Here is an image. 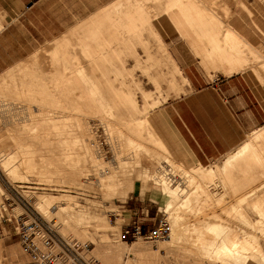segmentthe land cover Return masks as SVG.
<instances>
[{
  "label": "rangeland",
  "instance_id": "rangeland-1",
  "mask_svg": "<svg viewBox=\"0 0 264 264\" xmlns=\"http://www.w3.org/2000/svg\"><path fill=\"white\" fill-rule=\"evenodd\" d=\"M130 1L134 5L138 4L144 10L143 19L137 21L136 30L124 32L123 35L120 30L116 36L121 38H114V35L110 37V33H104L106 40L100 42L99 45L82 46L81 43L85 40L84 36L93 30L94 24L95 27L105 24L106 9L70 33L69 37H66L60 44L42 48L26 62L18 64L0 75V81L9 82V77L15 75L21 82L20 73L22 71L18 70L23 67L27 68L25 71L36 68L34 72L35 74L39 72L37 75L40 74L41 82L51 81L53 77L48 78L51 76V72L52 75L56 72L53 69L58 67L51 58L58 50L67 51L69 54L67 58L71 62L77 60L80 63L79 66L68 62L62 64L59 78L55 76L56 80L61 83L60 86L72 90L75 94H79L83 89H92L90 81L92 68L95 69L93 72L97 77L107 74L110 81L102 84L107 86L108 90L104 94H108L109 101L100 110L95 111L91 108L92 103L89 99L92 97L96 99L98 93H90L89 96L77 98V101L73 102L69 108L75 107L78 111H64V116L61 118L64 120L58 124L60 127L58 144L63 149H77V145L69 142L78 135L79 131L83 132L87 142L91 143V147L97 148L98 152L100 150L102 153L95 154L98 156V160L102 159L106 164L107 162L113 163L112 160L115 159L114 166L120 168L114 171L117 175L115 184H120L118 179L125 175L124 178L127 179L125 181H128V184L132 182L134 190L123 198L111 193L113 191L106 187L107 182L103 181L104 177L100 175L99 168L96 167V170L95 165L93 167L90 161L83 168L89 171L88 178L79 175L76 179L70 176L51 179L34 173H27L19 178L10 174L8 168L6 169L0 141V264H29L31 262L30 256L15 232V218L20 216L25 220L37 218L52 224L57 235L70 245H72V241L89 245L88 251L83 250L79 254L82 259L81 264H102L95 255V250H102L109 243L115 247L121 246L129 252L134 242L139 243L144 251L157 254L161 258L160 264H191L193 262V264H201V260L202 264H225L222 260L220 261V258L211 257L210 254L205 253L204 249L199 248L202 246L200 240L189 235L194 229L199 228L202 230L203 238L209 243L213 239L207 230V224L216 221L226 227L232 226L235 229V234L240 238L246 236L249 238L250 246L247 251L250 252L249 256L258 257V251L264 253V219H261L257 211L252 208V204L262 203L264 209V188L253 193L245 202H239L243 195L240 184L249 183L246 188H250L264 179L262 173L264 171V156L261 155V160L258 161L247 156L238 160V164L234 165L236 167L231 166L232 168L225 172L223 170L226 167V160L232 158L227 157L228 155L227 159L224 157L211 163L208 167L197 166L187 161L174 144L170 143L171 141L159 120V110L163 106L179 99L190 90L186 75L172 55L171 48L173 46L187 48L192 53V57L188 61L189 64H195L207 77L211 75L210 79H215L217 74L228 75L221 70H215V68H213L214 70L209 69L206 65L204 66L209 69L208 71H205L204 66V68L202 67V60L195 55L187 39L177 31L175 23L172 22L174 18L170 17L172 15L165 12L173 0ZM184 2L188 6L190 5L189 0H184ZM192 2L199 3L197 5L201 9L214 11L223 22L221 28L224 26L223 29H225L230 25L239 35L250 38L252 48L244 47V45L243 48L252 68L240 73L250 74L264 86V0H192ZM88 29L90 32L86 31ZM223 29L219 30L223 32ZM155 31L160 37L155 34ZM165 33L170 36L171 40L162 37ZM91 50L94 51V54L90 57ZM172 58L179 68L174 66ZM50 63H54L56 67L53 66V68ZM120 65L125 67L124 71L118 70ZM65 66L68 67L67 71H64ZM77 66H83L87 70L85 71L88 75L86 79H82L81 74L77 71ZM50 68L51 72L48 71ZM2 92L5 95L11 94L9 97L17 96L14 92H8L5 89ZM35 94L40 95L38 92ZM21 98L30 100L33 96L27 93ZM84 103L87 106H82ZM95 103L99 105L98 101ZM54 124L50 123L45 127L53 136L55 135ZM262 130L264 128L253 135L249 134L240 147L244 145L239 148L254 146L249 152L251 156L253 150L256 149L259 152L260 149H264V141L259 142L261 146L258 147V142L254 140L256 133ZM53 145H56V142ZM112 147L116 149L114 148L113 151ZM166 161L175 170L166 171L165 163L161 165ZM143 163H153L154 166L149 169L144 167ZM107 166L109 165H106V168ZM213 168L217 171V175L208 177V171ZM94 169L96 172H93ZM108 171L106 169V172ZM96 173L101 178L96 175L97 179L94 176ZM145 174L146 177H144ZM164 174H168L170 185L176 181L173 188L177 187V190L184 191L178 193L180 197L174 206L175 210L167 213L165 193L161 189L160 183L158 184L155 180V176ZM124 178L121 180L123 181ZM105 179L107 178L105 177ZM102 181L105 183L104 185ZM100 183L102 184L100 185ZM225 195H228L229 199L222 202L220 199ZM130 197L151 200L156 203L160 217L163 216L171 225L170 238L175 241H173L170 251L163 247L168 244L167 240L152 243L139 238L127 244L120 239L121 225L129 224V213L124 211L123 206L127 202L130 203ZM38 198H54L57 207L49 210L47 216L42 215L36 208ZM64 201H69L71 204L63 206L61 203ZM237 208L241 210L238 211ZM82 210L86 211L90 223L89 227L84 230V241H80L74 236L71 238L65 236L62 232L63 226H61V224L64 226L69 224L71 218ZM173 213L181 220L177 225ZM242 213L245 214L247 221L241 217ZM8 219H12V221ZM103 222L107 226H96ZM255 241L259 245L256 249L253 246H256ZM123 257L124 260H127V256Z\"/></svg>",
  "mask_w": 264,
  "mask_h": 264
},
{
  "label": "bare ground",
  "instance_id": "bare-ground-1",
  "mask_svg": "<svg viewBox=\"0 0 264 264\" xmlns=\"http://www.w3.org/2000/svg\"><path fill=\"white\" fill-rule=\"evenodd\" d=\"M189 1L190 5L188 6L184 0H173L165 12L166 14L172 15L169 16L174 18L172 22L175 23L174 25L177 27V31L181 34V36L183 35L182 37L187 39L189 45L193 48L195 55L202 60V67L206 65L209 69L215 68V70H221L228 76L240 73L241 71L243 72V70L245 71L248 68H252V64L249 62L248 58H246L247 53L243 48V45L246 47V44L242 42L241 37L234 31V29L230 25L225 29H223L224 26L221 28V24L223 22L220 21L214 11L201 9L200 6L197 5L200 1L199 3H194L192 0ZM229 10L230 8L228 7V11ZM143 14L144 10L138 4L134 5L130 0H119L107 9L104 16L106 17L105 24H102L99 27H95L94 24L91 32L90 29L86 30L90 33H87V35L84 36L85 40L82 41L81 45L84 47L99 45L100 42L106 40L104 33H110V37L114 35V38H118L120 36L116 35L120 30L122 35L124 32H132L137 29V21H140L141 18L143 19ZM219 29H223V32ZM221 32L222 34L220 37ZM155 34L159 36L156 31ZM102 44L104 45V43ZM162 44L164 45L163 42ZM92 54H94V51L91 50L90 57ZM68 56L69 54L67 51L58 50L54 52L52 56L53 58L51 59L58 67H56V65L54 66V63H50V65L52 64V67H56H53V69L50 66L54 71H56L55 73L53 72V75L51 68L50 70L48 69V71L51 72V76L48 79L53 77L51 81L47 80L48 82H41V76H39L40 74L37 75L39 72H36V74L34 72L36 68H31L25 71V69H27L26 67L19 68L18 70L22 71L20 73V77H22L21 82L18 81V78L15 75L9 77V82L5 80L0 81V141L5 165L7 166L3 165V167L5 166L6 169L8 168L7 170L10 174L19 178L20 176H25L24 174L34 173L38 176L51 179H61L65 176H70L76 179L79 175H84V177L87 178L90 176L89 171L83 169L86 167L85 165H87V162L90 161V163L92 162V166L95 165V167H93L96 170V167L99 168L101 172L100 175L104 177L102 178L104 179L103 181L106 180L105 182H107L106 187L113 191L110 192L120 198H123L127 196L130 191L134 190L133 183L131 182L132 184H128V181H125L127 179L124 178V175V177L118 179L120 184H115L117 175H115L114 171L120 169L118 166H114L115 159L112 160L113 163L107 162L108 164H105L102 159L98 160L99 158L95 154H98L100 150L98 152L97 148L95 149L93 146L91 147V143L89 141L87 142V138L83 132L79 131L78 135L69 142L77 145V149H63L60 144H58V130H60L58 124L62 123L64 120V118L61 119L64 116V111H78L75 107L69 108L73 102L77 101V98H83L86 95L89 96L90 93H98L96 99L93 97L89 99L92 103L91 108L95 109V111L100 110V108H102V106L109 101V97H107L108 94H104V92L108 90L107 86H104L103 84L108 83L110 81V77H108L107 74H101L97 77L93 72L95 69L92 67H90L92 68V73L90 75L92 89H83L79 94H75L72 90H68L60 86L61 83L57 81L56 78H59L62 64L67 62L69 64H78V66L80 64L77 60L71 62L67 58ZM172 60L174 66L179 68L173 58ZM78 66L77 71L81 74L82 79H86L88 75L85 71L87 70L83 68V66ZM204 69L205 71L209 70L206 69V67ZM67 70L68 67L65 66L64 71ZM118 70L124 71L125 67L120 65ZM256 73L257 72H255V74ZM209 77H211V75ZM3 89L8 90V92H14L17 96L21 97L28 93L31 94L33 98L26 100L17 96L9 97L11 94L5 95L3 92L1 93ZM37 92L40 93V95H36L35 93ZM95 101H98L99 105H97ZM82 106L87 105L84 103ZM50 123H55L53 125V132L55 133L54 136L47 129H45V127H47ZM254 140L258 142L257 145L260 147L261 144L259 142L264 141V130L256 133ZM54 142H56V145H53ZM136 146L139 147L138 145ZM253 147L254 146L252 145L245 147L244 149H240L238 153L229 156L232 158H228V160H226V167L223 171L225 172L228 171L229 168L236 167L234 165L238 164V160L244 159L247 156L254 161L261 160L260 156H264V149H260L259 152L258 150L256 151V149L253 150L251 156L249 155V152H251ZM164 163L167 167L166 171L171 172L175 170L174 167L168 165L167 161L163 162L161 165H164ZM106 165L109 166L106 168ZM108 167H111L113 170ZM95 169L93 172H96ZM106 169L109 170V173L110 171H112V173L109 174L106 172ZM97 173L93 175L96 176ZM262 173L264 174V171H262ZM100 175L98 174L97 176ZM216 175L217 171L214 168L209 170L207 173L208 177H214ZM101 176L98 178H101ZM146 176L147 175L145 174L144 177ZM161 176H155V180L158 184L160 183L159 185L165 193L166 213L172 212L175 210L174 206L177 204L180 197L178 193L184 191L182 189L177 190V187L173 188L176 181L171 185L168 183V180L170 179L168 178V174ZM105 177L107 179H105ZM122 178H124L123 181L121 180ZM102 183H100V185ZM104 184L105 183H103V185ZM246 185H249V183L246 184V182H244L243 184H240L241 189H243V195L239 199V202L241 203L245 202L247 198H249L256 191L264 188V179L250 188H246ZM170 187L173 189L170 190ZM199 187L201 186L199 185ZM228 199V195H225L220 200H222V202H226ZM61 204L64 206L71 204V202L64 201ZM252 205V208L257 211L258 216L261 217V219H264L263 204L254 203ZM56 207V201L54 198H38V202L36 204L37 210L45 216H47L49 210L55 209ZM237 210L239 211L241 209L237 208ZM173 215L175 217V213H173ZM243 216H245V214ZM243 216H241L243 220L247 221L246 216ZM174 221L177 225L181 220L179 217H175ZM89 224L88 215L85 210H82L75 215V217L71 218L69 224H65V226L64 224H61V226H63L62 232L65 236L70 238L74 236L78 240L84 241V230L89 227ZM96 226H107V224L103 222ZM228 226L226 227L222 225L221 222L217 221L207 224V230L213 239L209 243L205 241L206 239L202 236V230L199 228L194 229L189 235L196 237L198 241L200 240L202 246L199 248L204 249V251H206L205 253L210 254L209 256L211 257L215 256L220 258V261L222 260L225 264H264V253L258 251V257L249 256L250 252H247L249 250L248 247L250 246L249 238H247V236L245 238H240L237 234H235V229L232 226ZM168 239H166L168 244L163 245V247L164 249L170 251L173 246V241L175 240H172L170 236ZM257 244L256 246L253 245L255 247H253L254 249L259 246ZM125 251V248L121 246L115 247L113 244L109 243L102 250H95V255H97L102 264H160L161 261V258L157 254L144 251L142 246L137 242L133 243L129 252ZM123 256H127V260H124ZM216 260L218 262V259ZM201 261L200 263L202 264Z\"/></svg>",
  "mask_w": 264,
  "mask_h": 264
},
{
  "label": "crops",
  "instance_id": "crops-1",
  "mask_svg": "<svg viewBox=\"0 0 264 264\" xmlns=\"http://www.w3.org/2000/svg\"><path fill=\"white\" fill-rule=\"evenodd\" d=\"M117 1L0 0V75L26 62L42 48L60 44ZM165 34L162 37L169 39ZM239 36L252 48L249 37ZM171 52L186 75L190 90L163 106L159 120L169 142L187 161L208 167L237 153L249 134L264 128V86L245 72L217 74L210 79L195 64H189L192 53L187 48L173 46ZM143 166L151 169L154 165ZM129 202L123 206L129 213V223L138 221L145 233L158 226L161 217L155 202L132 197ZM124 227L121 225V230Z\"/></svg>",
  "mask_w": 264,
  "mask_h": 264
},
{
  "label": "built area",
  "instance_id": "built-area-1",
  "mask_svg": "<svg viewBox=\"0 0 264 264\" xmlns=\"http://www.w3.org/2000/svg\"><path fill=\"white\" fill-rule=\"evenodd\" d=\"M12 221V219H8ZM15 232L22 246L31 258L29 264H81L79 256L83 250H89V245L61 239L50 223L37 218L25 220L21 216L15 218ZM171 225L162 216L156 228L145 233L138 221L129 223L121 231L120 239L125 243H132L141 238L156 243L169 238Z\"/></svg>",
  "mask_w": 264,
  "mask_h": 264
}]
</instances>
